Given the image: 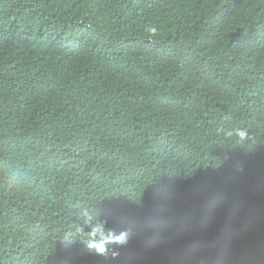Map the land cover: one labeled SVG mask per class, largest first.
<instances>
[{
	"label": "trees",
	"instance_id": "obj_1",
	"mask_svg": "<svg viewBox=\"0 0 264 264\" xmlns=\"http://www.w3.org/2000/svg\"><path fill=\"white\" fill-rule=\"evenodd\" d=\"M0 264H264V0H0Z\"/></svg>",
	"mask_w": 264,
	"mask_h": 264
},
{
	"label": "clouds",
	"instance_id": "obj_2",
	"mask_svg": "<svg viewBox=\"0 0 264 264\" xmlns=\"http://www.w3.org/2000/svg\"><path fill=\"white\" fill-rule=\"evenodd\" d=\"M159 31L155 24L146 25V32L155 36ZM224 137L234 139L236 149L246 145L251 139L250 130L244 126L243 121H239L232 127L218 129ZM247 154L248 152H244ZM228 157L225 155L221 159V164ZM239 164V163H237ZM238 170V169H237ZM20 172L12 169L8 174V180L11 185L15 186L19 180ZM79 222L73 225L72 232L69 235L72 241L82 244L90 255L100 257L104 260L115 259L120 255L119 249L126 246L132 235L131 228L121 229L119 232L109 225V221L103 218L95 209L81 208L79 213ZM114 246V247H112Z\"/></svg>",
	"mask_w": 264,
	"mask_h": 264
}]
</instances>
